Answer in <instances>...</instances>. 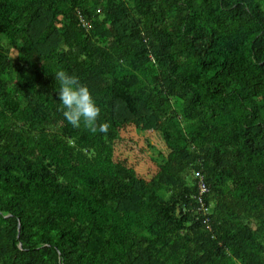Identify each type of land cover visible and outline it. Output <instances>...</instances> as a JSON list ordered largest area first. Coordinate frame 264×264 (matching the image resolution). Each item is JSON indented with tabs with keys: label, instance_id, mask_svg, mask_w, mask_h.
<instances>
[{
	"label": "trees",
	"instance_id": "16d2710c",
	"mask_svg": "<svg viewBox=\"0 0 264 264\" xmlns=\"http://www.w3.org/2000/svg\"><path fill=\"white\" fill-rule=\"evenodd\" d=\"M0 264H264V0H0Z\"/></svg>",
	"mask_w": 264,
	"mask_h": 264
},
{
	"label": "clouds",
	"instance_id": "9594fccd",
	"mask_svg": "<svg viewBox=\"0 0 264 264\" xmlns=\"http://www.w3.org/2000/svg\"><path fill=\"white\" fill-rule=\"evenodd\" d=\"M55 79L60 84V110L66 121L74 128L83 125L93 134L97 132L107 134L110 125L107 122L99 123L101 108L87 85L81 83L76 75H70L64 70H59Z\"/></svg>",
	"mask_w": 264,
	"mask_h": 264
},
{
	"label": "rangeland",
	"instance_id": "374dc122",
	"mask_svg": "<svg viewBox=\"0 0 264 264\" xmlns=\"http://www.w3.org/2000/svg\"><path fill=\"white\" fill-rule=\"evenodd\" d=\"M144 134H146L145 136H147L148 142L147 141L145 142L143 140L142 143L139 144L141 147H139L135 143H132L131 145L134 147V149L138 150L140 148H143V150H145V154L144 155H145V157L147 159H149L151 157H154L156 159H158V158L161 159L162 155H166L167 154L168 148H167V146L165 145L164 141L161 139V137L159 135H157L153 131L146 132ZM132 135H134V133ZM149 142H150V144H149ZM128 145H129V142H128ZM154 146H155V148H154ZM119 151H120V149H119ZM133 159H134V157L132 156L131 160H133Z\"/></svg>",
	"mask_w": 264,
	"mask_h": 264
},
{
	"label": "built area",
	"instance_id": "2783aa9c",
	"mask_svg": "<svg viewBox=\"0 0 264 264\" xmlns=\"http://www.w3.org/2000/svg\"><path fill=\"white\" fill-rule=\"evenodd\" d=\"M200 186H201V188H200L201 193H205V191L208 190L206 187L207 184L205 182V177H202V180L200 182Z\"/></svg>",
	"mask_w": 264,
	"mask_h": 264
}]
</instances>
